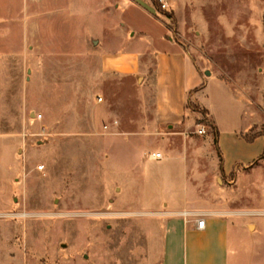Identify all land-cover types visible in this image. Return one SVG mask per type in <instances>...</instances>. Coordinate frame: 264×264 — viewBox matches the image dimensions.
Returning a JSON list of instances; mask_svg holds the SVG:
<instances>
[{
  "label": "rangeland",
  "instance_id": "obj_1",
  "mask_svg": "<svg viewBox=\"0 0 264 264\" xmlns=\"http://www.w3.org/2000/svg\"><path fill=\"white\" fill-rule=\"evenodd\" d=\"M170 1L178 18L163 0L156 17L202 81L187 130L151 126L152 74H100L99 51L130 40L158 47L159 25L113 9L114 0H0V264H152L168 204L185 189L196 206L219 196L264 209L263 169L242 171L235 187V175L219 171L205 108L220 131L254 122L249 135L264 130V0ZM70 8L86 10L100 46L74 41L82 27ZM157 152L161 164L150 160ZM257 219L264 242V215Z\"/></svg>",
  "mask_w": 264,
  "mask_h": 264
},
{
  "label": "crops",
  "instance_id": "obj_2",
  "mask_svg": "<svg viewBox=\"0 0 264 264\" xmlns=\"http://www.w3.org/2000/svg\"><path fill=\"white\" fill-rule=\"evenodd\" d=\"M163 2L178 18L171 1ZM119 8L132 10L159 25L162 28L159 37L164 43L157 47L145 41L142 47L137 48L130 40L127 42L130 43L129 46L123 49L117 47L105 52L99 51L97 56L100 74L111 80L141 76L148 80L152 74L156 107L155 121L151 126L157 129L168 127L173 130L186 127L187 130L189 128L186 121L187 106L191 93H194L202 82L199 80V73L182 47L175 41L167 39L165 23L156 17L157 12L150 0H114L113 9ZM70 9L67 10L70 19L75 24L80 17L82 27L80 34L74 32V41L77 43L91 41L99 43L100 46L102 40L93 34L88 20H83L86 10L76 12ZM60 10L61 14L66 11L65 8ZM67 26L64 31L73 33L71 27ZM135 35L136 31L131 33V39ZM203 83L206 86L207 81ZM204 86L201 92L202 99L206 90ZM205 108L216 128L217 146L221 153V168L218 169L225 176L235 175L234 187L239 179L238 174L242 171H257L259 168L264 170L262 160L264 137H258L252 143L245 139L256 123L244 129L230 128L220 131L210 108L207 106ZM176 136H184V132L181 130ZM157 153L162 154V159L151 156L150 160L161 164L165 156L162 152ZM185 192L181 195L184 200L179 202L177 198L176 202L168 204L172 212L165 219L159 253L152 264H264V242L257 235V217L264 215L263 208L238 207L230 198L219 196L196 206L186 189ZM196 216L205 217L206 224L203 229L197 227Z\"/></svg>",
  "mask_w": 264,
  "mask_h": 264
},
{
  "label": "built area",
  "instance_id": "obj_3",
  "mask_svg": "<svg viewBox=\"0 0 264 264\" xmlns=\"http://www.w3.org/2000/svg\"><path fill=\"white\" fill-rule=\"evenodd\" d=\"M98 100H99V102H102L101 97ZM198 128L199 129L197 130V134L204 135L206 133V127L204 125L203 126L199 125ZM152 157H154L155 159H162V154L161 153H155L152 155ZM205 224H206L205 217H202V218L197 217L196 218V225L198 228L203 229L205 227Z\"/></svg>",
  "mask_w": 264,
  "mask_h": 264
},
{
  "label": "trees",
  "instance_id": "obj_4",
  "mask_svg": "<svg viewBox=\"0 0 264 264\" xmlns=\"http://www.w3.org/2000/svg\"><path fill=\"white\" fill-rule=\"evenodd\" d=\"M154 5L157 6L158 5V0H152ZM258 137H264V130L263 131H259L253 135H246L245 139L247 140V142L252 143L254 142Z\"/></svg>",
  "mask_w": 264,
  "mask_h": 264
}]
</instances>
